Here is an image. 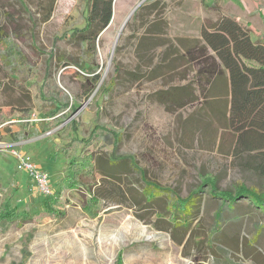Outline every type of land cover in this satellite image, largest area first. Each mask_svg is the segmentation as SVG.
<instances>
[{
  "label": "rangeland",
  "instance_id": "rangeland-1",
  "mask_svg": "<svg viewBox=\"0 0 264 264\" xmlns=\"http://www.w3.org/2000/svg\"><path fill=\"white\" fill-rule=\"evenodd\" d=\"M119 5L93 53L67 36L83 20L84 0H0V59L19 51L31 68L24 85L43 84L32 76L37 70L48 88L36 99L43 109L30 112L38 121L25 128L22 110L32 107V100L0 68V214L24 215L0 221V264H264V213L238 196L242 187L264 196V176L250 167L257 153L237 155L234 135L202 100L178 109L159 101L172 87L196 88L182 40H200L202 26L235 15L250 23L254 39H264V0ZM73 61L91 63L96 73ZM95 75L100 82L89 93ZM65 94L69 106L52 115L50 105ZM48 118L51 126L44 122ZM72 124L82 137L94 134L85 147L87 158L111 154L125 160L119 179L104 178L87 162L74 182L58 184L75 176L56 145L59 131ZM15 147L49 173L51 202L17 169ZM214 179L220 191L236 195L235 208L211 197L214 189L206 182ZM147 183L180 198L195 191L202 195L197 236L173 235L170 217L159 220L166 203L148 207L140 199ZM219 230L231 247L213 244L212 231ZM255 246L262 257L253 254Z\"/></svg>",
  "mask_w": 264,
  "mask_h": 264
},
{
  "label": "trees",
  "instance_id": "trees-1",
  "mask_svg": "<svg viewBox=\"0 0 264 264\" xmlns=\"http://www.w3.org/2000/svg\"><path fill=\"white\" fill-rule=\"evenodd\" d=\"M84 1L83 20L67 32V36L68 39H74L81 46L96 53L99 36L111 22L114 0ZM135 1L131 0L129 8L135 4ZM120 3L121 1L116 4L114 15L117 8L120 10ZM113 23L114 17L106 33L109 32ZM200 34V40H182L187 63L195 68L194 84L196 88H192L193 85L172 87L159 94V101L170 109H178L196 100H202L203 107L211 110L216 109V117L224 125V128L235 137L236 154L257 153L253 158L255 164L252 163L253 165L250 167L256 174L264 176V39H254L250 25L244 24L230 15H224L217 21L202 26ZM187 43H191V45ZM28 64L17 50L9 53L7 57L3 55L0 59V68L32 100V107H25L22 110L25 128L30 124L28 120L31 117L32 108L43 109L38 106L36 99L39 100V97L48 90L44 82L46 81L45 74L37 70L32 71V76L38 78L43 84L41 86L35 84L32 89L24 85L25 82L27 84V78L31 72ZM73 65L96 73V70H91L92 64L86 61L82 63L73 61ZM91 80L89 93L97 88L100 76L95 75ZM216 99L218 101H215ZM68 106L69 101L65 94L62 99L54 100V104L50 105L49 110H52L51 114L54 115ZM50 119L48 118L44 122L47 121V125L51 126L53 122ZM55 127L56 125L52 129ZM93 135L82 137L78 126L73 124L59 131L57 139L61 142L56 144L57 148L66 155V170H74L75 174L74 178H68V176L62 178L59 185L74 182L78 172L81 173L85 169L82 167L87 162H90L88 164L92 165L93 169L98 168L104 178L119 179L118 169L125 167V160H113L111 154H108L109 156L89 154V158L84 155L85 147L91 145L90 139H93ZM206 183L214 189L212 198L218 196L225 202H230L229 207L235 208L236 195L227 190L220 191L219 183L215 179L208 180ZM238 196L250 199L252 204L264 213V196L246 187L240 189ZM52 198L53 196L46 197L44 202H51ZM140 199H143L148 207L160 205L161 202L166 203V212L162 213L164 216L159 214L161 216L159 220L170 217L167 222L173 235L178 231L183 234L184 239L197 236L196 233L201 224L194 225L196 222H200L204 205V198L198 191L192 192L187 198H180L170 189L147 183ZM18 217L23 218L24 215L11 211L8 214H0V221ZM221 235L220 230L212 231L211 241L213 244L217 243L221 248L230 246L228 239ZM183 240H179V244H183ZM258 249L263 251L259 246L252 247L251 250L259 257L261 253Z\"/></svg>",
  "mask_w": 264,
  "mask_h": 264
},
{
  "label": "built area",
  "instance_id": "built-area-1",
  "mask_svg": "<svg viewBox=\"0 0 264 264\" xmlns=\"http://www.w3.org/2000/svg\"><path fill=\"white\" fill-rule=\"evenodd\" d=\"M28 121L31 123L33 121L38 120L34 115L31 116ZM49 134L51 133L49 132ZM12 155L17 160V169L19 171L26 172L29 177L33 180V189L37 193L45 197H51L54 195V189L50 182V176L46 170L42 169L37 164H35L26 153L19 149V147L13 148Z\"/></svg>",
  "mask_w": 264,
  "mask_h": 264
},
{
  "label": "water",
  "instance_id": "water-1",
  "mask_svg": "<svg viewBox=\"0 0 264 264\" xmlns=\"http://www.w3.org/2000/svg\"><path fill=\"white\" fill-rule=\"evenodd\" d=\"M119 1H122V0H114V3H113V16H112L111 22H110V24L108 25V27L111 25V23H112V21H113V17H114V8H115L116 4H117ZM140 5H141V3L135 8V11H136V9H137ZM135 11H134V13H135ZM134 13H133V14H134ZM108 27H107V28H108ZM107 28H106V29H107ZM106 29H105V30H106ZM105 30H104V31H105Z\"/></svg>",
  "mask_w": 264,
  "mask_h": 264
},
{
  "label": "crops",
  "instance_id": "crops-1",
  "mask_svg": "<svg viewBox=\"0 0 264 264\" xmlns=\"http://www.w3.org/2000/svg\"><path fill=\"white\" fill-rule=\"evenodd\" d=\"M258 10H259V8H258ZM260 11V10H259ZM230 16H233L234 18H236L237 20H238V16L236 17L235 15H230ZM238 21H240V22H242V23H244V24H250L249 22H245L244 20H243V18L241 19V20H238Z\"/></svg>",
  "mask_w": 264,
  "mask_h": 264
},
{
  "label": "bare ground",
  "instance_id": "bare-ground-1",
  "mask_svg": "<svg viewBox=\"0 0 264 264\" xmlns=\"http://www.w3.org/2000/svg\"><path fill=\"white\" fill-rule=\"evenodd\" d=\"M135 10L132 11V13L128 16L127 20H126V23L129 21V19L131 18V16L133 15Z\"/></svg>",
  "mask_w": 264,
  "mask_h": 264
}]
</instances>
